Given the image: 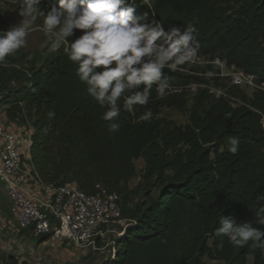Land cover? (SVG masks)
Masks as SVG:
<instances>
[{
    "label": "trees",
    "instance_id": "trees-1",
    "mask_svg": "<svg viewBox=\"0 0 264 264\" xmlns=\"http://www.w3.org/2000/svg\"><path fill=\"white\" fill-rule=\"evenodd\" d=\"M45 1L58 6V0ZM134 5L149 22L190 28L199 41V61L163 70L171 80L164 98L154 85L148 103L131 113L122 108L119 130L109 132L102 119L107 109L87 95L67 46L53 49L55 41L48 39L41 55L19 49L0 64V117L23 139L30 131L22 160L43 183H72L88 194L100 184L120 196L122 216L131 222L115 236L114 256L103 264H204V257L246 264L248 256L251 264H264V250L253 249L252 241L235 247L215 235L223 216L264 227L255 224L264 196V89L247 95L220 76L216 62L264 83V0H154L151 8L134 0ZM81 34L75 30L66 39L71 43ZM209 70L215 73L211 78L205 75ZM162 107L187 112V122L159 117ZM149 109L151 120L140 121ZM231 137L239 140L236 154L228 150ZM138 158L144 162L136 186L141 196L129 206L134 190L127 183ZM0 264L31 263L0 248Z\"/></svg>",
    "mask_w": 264,
    "mask_h": 264
},
{
    "label": "clouds",
    "instance_id": "clouds-1",
    "mask_svg": "<svg viewBox=\"0 0 264 264\" xmlns=\"http://www.w3.org/2000/svg\"><path fill=\"white\" fill-rule=\"evenodd\" d=\"M17 2L22 18L34 21V13L43 17V30L55 41L53 49L67 46L68 59L77 65L76 75L86 85L87 95L107 109L102 119L109 122V132L119 130L116 121L122 108L131 113L134 106L148 103L154 85L157 97H165L171 83L165 68L175 72L198 59L199 41L192 29H165L156 21L149 22L147 13L137 12L134 0H58V6L47 12L39 7L40 0ZM153 2L143 0L149 8ZM75 30H82V34L69 43L66 38ZM28 34L27 22L0 30V64H6L7 57L25 46ZM205 75L211 78L215 73L209 70ZM152 115L149 109L139 119L150 121ZM228 150L233 154L239 151L237 138L229 139ZM258 203L255 224L264 226V196ZM215 235L226 236L235 247L252 241L253 249L264 250V227H254L252 221L238 223L223 216Z\"/></svg>",
    "mask_w": 264,
    "mask_h": 264
},
{
    "label": "built area",
    "instance_id": "built-area-1",
    "mask_svg": "<svg viewBox=\"0 0 264 264\" xmlns=\"http://www.w3.org/2000/svg\"><path fill=\"white\" fill-rule=\"evenodd\" d=\"M230 67L232 70L226 74L230 84L252 91L264 89V83L256 81L254 75ZM25 134L23 139L18 130L8 129L0 117V182L13 205L17 228L28 229L35 238L48 235L51 241H69L80 248H96V242L109 233L122 236L131 220L122 216L120 196L100 184L88 194L72 183H43L22 160L21 147L25 140L29 143L30 131ZM112 224L121 228L115 231L110 228ZM114 243L107 242L111 248L109 258L114 256Z\"/></svg>",
    "mask_w": 264,
    "mask_h": 264
},
{
    "label": "rangeland",
    "instance_id": "rangeland-1",
    "mask_svg": "<svg viewBox=\"0 0 264 264\" xmlns=\"http://www.w3.org/2000/svg\"><path fill=\"white\" fill-rule=\"evenodd\" d=\"M42 10L47 12L51 7L45 0H40V6ZM36 19L33 21L28 17H21L19 15V4L17 0H0V30H6L10 26L15 25L19 22H27L28 25V36L26 38V44L20 50L23 53H37L42 54V50L46 45L49 37L43 30V17L39 16L37 13ZM199 61V58L197 59ZM196 61V62H197ZM194 62V63H196ZM220 66V76L227 78L229 82L228 74L232 68L227 66L223 61H216ZM194 88V86H192ZM244 93L250 95L252 90L249 87H240ZM190 105V100L187 102V106ZM159 117L172 122L176 125H183L187 122V112H181L174 108L162 107L160 109ZM26 130L28 127L25 128ZM25 130V131H26ZM21 136V135H20ZM22 137V136H21ZM135 165V175L130 178L127 183V187L130 190H134L131 194L129 206H132V202L140 199L141 194L138 193L137 184L141 182V175L143 172L144 162L141 158L134 160ZM3 206L8 210V204L4 201ZM125 218V217H124ZM125 223V222H124ZM111 229L115 231L119 230L121 227L118 224L110 225ZM30 232V231H29ZM3 233V234H2ZM16 225L11 227L10 230H0V237L6 238L7 241L10 239H18L20 237V232L15 235ZM5 234V235H4ZM25 236H28L26 234ZM32 236V235H31ZM114 233H109L106 237L99 239L96 242V248H80L74 246L69 241H62L55 243L51 240H47L46 243H35L37 238H31V244L25 246L26 250L22 251V256L26 257L31 264H103L110 255L111 248L107 245V242L115 238ZM210 242V241H209ZM10 245L9 251L11 253L17 254L18 250L16 248V242H8ZM251 256L247 257L246 264H251ZM204 264H219L217 260H211L207 257L203 258Z\"/></svg>",
    "mask_w": 264,
    "mask_h": 264
},
{
    "label": "crops",
    "instance_id": "crops-1",
    "mask_svg": "<svg viewBox=\"0 0 264 264\" xmlns=\"http://www.w3.org/2000/svg\"><path fill=\"white\" fill-rule=\"evenodd\" d=\"M4 201L8 204V210H6L2 204ZM14 224L16 225V221L14 218V212H13V205H12L11 201L7 198V196L5 194L4 186L0 182V230H3L4 228L6 230H10L11 227L14 226ZM16 231H17V233L20 232V234H19L20 237H18V239H16V240L10 239L9 241L10 242H16V248L18 250L17 254L6 251V250H9L11 248H10V245L8 243L9 241L6 240L5 236H4V238L0 237V248L7 253H11V254L18 256V258L20 260L29 261L26 257L22 256V251H23V248H24V251L26 250L25 246L29 243L31 244V241H32L31 238H34V237L31 236V233L29 231L20 230L17 228V226H16ZM17 233H15L16 236H17ZM26 234H28V236H25ZM46 241L47 240L40 241L39 238H37L35 240V243H40V242L46 243ZM55 243H58V242H55Z\"/></svg>",
    "mask_w": 264,
    "mask_h": 264
}]
</instances>
